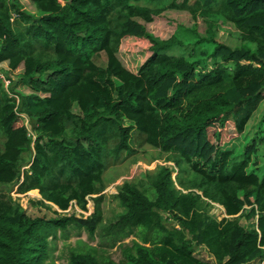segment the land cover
<instances>
[{
  "label": "trees",
  "instance_id": "obj_1",
  "mask_svg": "<svg viewBox=\"0 0 264 264\" xmlns=\"http://www.w3.org/2000/svg\"><path fill=\"white\" fill-rule=\"evenodd\" d=\"M28 1L35 16L0 0V66L30 91L0 80V186L38 191L29 205L55 217L32 218L0 191V264H51L53 240L69 229L95 239L103 174L136 152V139L174 167L117 188L122 211L98 235L120 247L119 262L87 247L69 264H264V176L248 170L264 139V113L249 134L264 102V0ZM166 9L201 19L204 36L194 25L166 39L149 32ZM222 21L239 46L216 41ZM130 42L146 51L134 71L119 59ZM91 196L89 216L66 213L71 204L85 212ZM211 203L226 218L208 215Z\"/></svg>",
  "mask_w": 264,
  "mask_h": 264
},
{
  "label": "rangeland",
  "instance_id": "obj_2",
  "mask_svg": "<svg viewBox=\"0 0 264 264\" xmlns=\"http://www.w3.org/2000/svg\"><path fill=\"white\" fill-rule=\"evenodd\" d=\"M20 3L23 7V9L30 15L35 16L36 9L35 7L28 1V0H20ZM164 11L162 16L155 19V22L153 25H147V29L150 32H157L156 34L160 35V38L166 39L170 37L176 28L178 27L176 33L179 31V26L186 29H191L194 25L196 27V32L200 36H204L205 31V25L202 22L201 19H197V21L192 20L190 13L188 11H177V10H169ZM152 26H156L154 29ZM216 41L219 43L226 44L230 47H237L240 45V42L237 39V35L233 27L222 21V23H219V29L218 32H216ZM130 50L132 51H121L119 55V59L121 63L128 69L134 71L136 69V66L142 62L144 59V54L141 48L134 45L133 43H129ZM249 47L253 48L252 44H248ZM192 45H188L185 49L186 51L183 53L184 56L191 51ZM170 54H176L178 55V52H174V50L169 51ZM102 62L104 63V60L102 59ZM203 62V61H202ZM202 63L201 65H203ZM5 66H0V80L3 82L4 88L5 86H15L17 87V91L29 94L30 91L28 88L24 85H19V76L18 72L16 74H10L8 71L5 70ZM22 72V68L20 69L19 73ZM9 79V81H8ZM11 82V85H10ZM13 84V85H12ZM9 96V95H8ZM15 96V97H14ZM11 99H14L15 102H18L17 95L13 94L10 96ZM260 112L256 116L255 119H252V126L250 128L249 134L250 136L252 133H255L257 130V127H259V123L257 122L260 120L262 114L264 113V102L260 106ZM27 119L25 118V121ZM257 125V126H256ZM27 128H28V134L30 139L32 140L31 146H33L34 141V133L32 131V123L28 122L27 120ZM248 132V129H247ZM261 136V133H259V137ZM257 137V136H256ZM258 140V139H257ZM133 146L135 147L136 152L130 156L124 157L122 155L117 160H110L109 164L107 165V168L103 174V181L106 185L105 190L103 191V201L101 204L102 208V217L103 221L102 224L99 226L98 233L96 234L95 239H90L88 235L85 232H81L80 234L76 230L69 229V232L64 235L60 234L59 232L56 235V239L53 240L51 249H50V257L48 259L51 264H69V257L71 252L74 249H83L85 250L88 248H94L98 249V252L104 256H107L111 260L115 262H119L122 259L121 255V249L118 246L110 247L109 240L101 238L98 234L100 233V230L108 225L110 222L113 221L114 216L119 214L122 209L118 204V201L114 198V195L117 192V188L125 181L133 182L136 178L140 177L142 178L143 174L150 173L154 174L157 170V167H163V166H170L171 168L174 167V164L170 163L169 161H166V155L160 154L159 151L147 146L140 144V142L136 139L133 142ZM230 145L228 144L229 147ZM225 147V148H226ZM256 147V166L251 164L248 168L249 171H254L256 174L262 178L264 176V139L263 141L259 140V143L255 146ZM157 159V160H155ZM27 169V167H24L23 170ZM175 173L173 174V176ZM172 176V177H173ZM178 188V185H176ZM17 187H9L5 188L3 186H0L1 192H7L15 202H18L24 209H26L27 214L34 217H44V218H54V214L51 210H47L46 208H37L34 206H30V201H37L40 200L38 191L37 192H28L26 194H19L17 191ZM36 191V190H33ZM35 194H38L35 197ZM94 198L95 196H91L87 198V210L85 212L81 211V213L78 211V209L75 208L74 204H71L68 208L67 214L74 213L76 216H80L81 214H84L86 216H89L93 212V205H94ZM52 206V205H50ZM52 210L55 211L57 208L52 206ZM248 210V208H246ZM208 215L213 217L217 221H221L223 218H226L224 211L222 207L215 204H210L207 208ZM58 213H62L59 210H57ZM59 215V214H58ZM63 215V214H62ZM82 215V216H84ZM165 223L171 224L172 222L169 221V218L167 216H163ZM239 223L243 227H248L250 221L247 220L244 215L239 220ZM131 239H128L125 241V244L129 243ZM196 250V256L198 258H202L204 260L212 261L211 256L208 254V252L202 248L198 247L195 248ZM200 252V253H199Z\"/></svg>",
  "mask_w": 264,
  "mask_h": 264
},
{
  "label": "built area",
  "instance_id": "obj_3",
  "mask_svg": "<svg viewBox=\"0 0 264 264\" xmlns=\"http://www.w3.org/2000/svg\"><path fill=\"white\" fill-rule=\"evenodd\" d=\"M15 111H16V109H15ZM21 116H22V115H21ZM22 117H23V116H22ZM26 125H27V120H26ZM74 206H75L76 209H78L77 206H76L75 204H74ZM78 211L81 213V211H80L79 209H78ZM67 212H68V211H66V213H67ZM83 215H84V214H83ZM84 216H86V215H84Z\"/></svg>",
  "mask_w": 264,
  "mask_h": 264
},
{
  "label": "crops",
  "instance_id": "obj_4",
  "mask_svg": "<svg viewBox=\"0 0 264 264\" xmlns=\"http://www.w3.org/2000/svg\"><path fill=\"white\" fill-rule=\"evenodd\" d=\"M31 192H37V191H31ZM38 194H35V197L37 196ZM40 197V196H39Z\"/></svg>",
  "mask_w": 264,
  "mask_h": 264
},
{
  "label": "clouds",
  "instance_id": "obj_5",
  "mask_svg": "<svg viewBox=\"0 0 264 264\" xmlns=\"http://www.w3.org/2000/svg\"><path fill=\"white\" fill-rule=\"evenodd\" d=\"M218 205V204H217ZM221 207V206H220Z\"/></svg>",
  "mask_w": 264,
  "mask_h": 264
}]
</instances>
